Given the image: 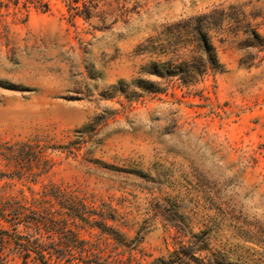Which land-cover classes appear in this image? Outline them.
Wrapping results in <instances>:
<instances>
[{"label":"rangeland","instance_id":"374dc122","mask_svg":"<svg viewBox=\"0 0 264 264\" xmlns=\"http://www.w3.org/2000/svg\"><path fill=\"white\" fill-rule=\"evenodd\" d=\"M215 8L236 17L209 33L221 72L134 103L105 96L155 79L147 38ZM250 30L264 39V0H48L45 12L0 0L2 190L61 186L115 215L105 227L63 215L99 255L68 264H264V47ZM8 145L41 148L36 174L14 176Z\"/></svg>","mask_w":264,"mask_h":264},{"label":"trees","instance_id":"16d2710c","mask_svg":"<svg viewBox=\"0 0 264 264\" xmlns=\"http://www.w3.org/2000/svg\"><path fill=\"white\" fill-rule=\"evenodd\" d=\"M10 1L14 5L21 4L25 9L33 6L40 11L48 10V0ZM222 14L223 10L215 8L208 13L163 26L156 36L147 38L139 45L140 53L154 56V60L143 67V72L145 76L155 79L137 77L128 83L119 82L105 96L113 98L117 94H123L129 103H134L145 95L164 94L175 83L189 88L201 82L208 73L221 72L222 65L218 61L209 33L212 30H222V23L226 19L229 23L236 19L233 14L226 17H222ZM250 35L258 46L264 47V39L255 31L250 30ZM97 119L98 117L94 118L91 124L85 125L78 133L85 135L92 132L88 128ZM6 148L5 156H9V160L15 163L14 176L36 174L34 169L43 158V153L37 149L41 150L38 145H8ZM80 148L79 145L68 152L76 157ZM2 176L7 178L8 175L1 173L0 178ZM1 187L0 264L7 262L8 253L16 254L20 258V264H68L69 258L74 259L77 252L81 255L96 254L95 257H99L98 252L93 253L91 244H85L67 226L63 215L74 210L75 217L72 218L103 224L105 227V220L114 221V213H108L107 217L104 211L96 212L93 206L86 205V198L76 190L61 186H44L40 195L36 193L29 198L21 194H6ZM108 208L105 207L107 210ZM97 215L101 222L94 219L93 216ZM12 242L14 249L10 247ZM198 250L189 248L183 255H192ZM98 264L124 263L114 256Z\"/></svg>","mask_w":264,"mask_h":264}]
</instances>
